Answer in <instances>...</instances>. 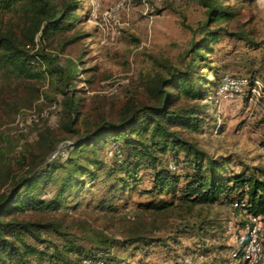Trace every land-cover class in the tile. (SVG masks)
Segmentation results:
<instances>
[{
	"label": "rangeland",
	"instance_id": "rangeland-1",
	"mask_svg": "<svg viewBox=\"0 0 264 264\" xmlns=\"http://www.w3.org/2000/svg\"><path fill=\"white\" fill-rule=\"evenodd\" d=\"M63 1L53 0L57 5ZM232 1L239 15L222 25L244 38L221 37L213 43L208 63L221 68L218 76L259 77V94L233 95L219 104L210 103L201 130H185L182 134L210 158L226 159V174L242 171L260 174L264 172V96H260L264 92V0ZM77 2L81 7L75 12L74 28L60 37L55 36L53 42L37 40V43L58 55L64 66L71 61L81 69L73 82L74 93L82 98V117L88 116V124L102 114L115 117L122 104L130 100L145 99L156 75H166L168 65L181 66L191 38L196 33L198 36V29L206 18L205 8L193 0ZM120 2L122 5L116 8ZM22 18L21 13L0 6V28H12L19 34ZM63 41L69 43L61 47ZM205 71L208 79L215 78L212 71ZM23 83L0 71V148L8 150L9 157L13 155L14 164L21 150H25L29 161L32 157L27 153L37 152L40 129L63 134L62 97L54 93L48 78L42 76L35 83L29 82L35 91L30 87L26 89ZM38 93L46 99L37 98ZM49 100L56 103L55 109H49L52 105ZM42 110L47 114L40 116ZM32 115L36 116L35 120ZM83 156L81 160L85 163L100 161L103 170L97 171L95 180L85 177V185L65 191L59 198L56 213H64L71 223L86 221L114 240L137 234L144 235L147 242L161 238L167 243V246L154 241L149 246L143 242L128 246L106 244L111 253L108 264H175L187 254L191 255L187 258L191 264L233 263L231 252L244 234L241 230L246 219L243 211L219 204L194 206L189 212L183 206L163 212L147 211L141 203L159 199L171 201L172 194L145 193L150 187V178L146 170H140L136 189L121 196L117 194L113 199L116 207L113 212H101L94 209L97 200L107 194L121 174L106 175L110 160L104 148L88 151ZM63 173L59 171L53 181L41 184L35 192L37 198L45 201L55 198ZM5 190L6 187L0 185V191ZM201 220L207 223L204 232L183 231ZM262 225L264 227V219ZM72 231L78 234L77 242L84 250L94 246L93 233L87 234L76 225ZM50 237L56 240L55 236ZM29 264H37L36 259L31 258Z\"/></svg>",
	"mask_w": 264,
	"mask_h": 264
},
{
	"label": "trees",
	"instance_id": "trees-1",
	"mask_svg": "<svg viewBox=\"0 0 264 264\" xmlns=\"http://www.w3.org/2000/svg\"><path fill=\"white\" fill-rule=\"evenodd\" d=\"M193 1L205 8L206 18L198 29V36L196 33L191 38L181 66L168 65L166 75H156L145 99L130 100L129 105L122 104L115 117L102 114L88 124V116L82 117V98L74 93L73 82L81 69L71 61L64 66L58 55L37 43V40L53 42L55 36L60 37L74 28L75 12L81 7L77 0H64L59 5L53 0H0L1 8L23 16L19 34L12 28H0V71L22 80L25 88L30 87L32 91L35 87L29 82L35 83L46 76L54 93L61 95L63 107V134L40 129L37 152L27 153L32 157L30 161L25 150H21L14 164L13 155L9 157L8 150L0 148V185L6 187L0 191V264H29L31 258L37 264H82L84 257L97 251L106 253L108 264L111 253L106 244L128 246L143 242L149 246L154 241L167 246L165 239L147 242L144 235L137 234L114 240L86 221L71 223L64 213H56L59 198L65 191L85 185V177L95 180L97 171L103 170L98 160L92 163L81 160L86 152L100 148H104L110 160L106 175L121 176L97 200L96 210L113 212L116 195L136 189L139 171L146 170L150 187L145 193L172 194L171 201L141 203L147 211L163 212L183 206L189 212L194 206L219 204L241 210L246 216L264 218V172L226 174V159L210 158L182 134L185 130L200 131L208 105H216L219 83L225 74L218 76L221 68L208 63L213 43L225 35L244 38L222 25L239 15L232 0ZM67 43L63 41L61 47ZM207 69L214 73V79H208ZM234 76L247 77L251 87L259 79L254 75ZM37 98L46 99V96L38 93ZM63 149L65 156L60 154ZM59 171L64 173L55 198L38 199L37 188L53 181ZM75 225L87 234H94L92 248L84 250L78 244V234L72 231ZM206 225L201 220L183 231L204 232ZM187 258L191 255H184L175 264H191Z\"/></svg>",
	"mask_w": 264,
	"mask_h": 264
},
{
	"label": "built area",
	"instance_id": "built-area-1",
	"mask_svg": "<svg viewBox=\"0 0 264 264\" xmlns=\"http://www.w3.org/2000/svg\"><path fill=\"white\" fill-rule=\"evenodd\" d=\"M178 2L180 0H171ZM122 2L118 3L116 8L120 7ZM255 86L249 85V80L244 76H234L225 74L222 76L219 87L217 90L216 104H219L223 99L232 97L233 95H248L251 92L259 94V88L261 82L256 79L254 80ZM260 96H264V92H261ZM56 108V104L49 106V109L53 110ZM47 114V111L42 110L40 116ZM33 120L36 116L32 115ZM62 156L66 155V151L63 149L60 151ZM238 204L235 203L236 207ZM261 216H254L249 214L246 216L244 224L241 226V230L244 233L242 237L238 239L237 247L231 252V256L234 261L232 264H264V227L262 225ZM241 250V253H239ZM106 253L97 251L94 254L84 257L82 264H106L105 261Z\"/></svg>",
	"mask_w": 264,
	"mask_h": 264
}]
</instances>
